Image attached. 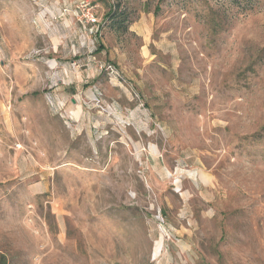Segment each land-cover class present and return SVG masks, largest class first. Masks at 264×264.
<instances>
[{
	"label": "rangeland",
	"instance_id": "rangeland-1",
	"mask_svg": "<svg viewBox=\"0 0 264 264\" xmlns=\"http://www.w3.org/2000/svg\"><path fill=\"white\" fill-rule=\"evenodd\" d=\"M75 1L0 0V255L264 264V0Z\"/></svg>",
	"mask_w": 264,
	"mask_h": 264
},
{
	"label": "built area",
	"instance_id": "built-area-1",
	"mask_svg": "<svg viewBox=\"0 0 264 264\" xmlns=\"http://www.w3.org/2000/svg\"><path fill=\"white\" fill-rule=\"evenodd\" d=\"M59 11L63 14L73 13L81 23L90 26L93 33H99L100 21L97 15L96 5L89 0H76L74 4L60 8ZM59 12V13H60ZM101 69L109 75L117 77L118 72L110 63L103 64Z\"/></svg>",
	"mask_w": 264,
	"mask_h": 264
},
{
	"label": "trees",
	"instance_id": "trees-1",
	"mask_svg": "<svg viewBox=\"0 0 264 264\" xmlns=\"http://www.w3.org/2000/svg\"><path fill=\"white\" fill-rule=\"evenodd\" d=\"M121 3L114 6H111L110 10L106 13L107 18L118 26L119 29L126 31L128 28V16L124 10H120ZM102 46V45H101ZM0 264H7L6 258L4 255H0Z\"/></svg>",
	"mask_w": 264,
	"mask_h": 264
}]
</instances>
